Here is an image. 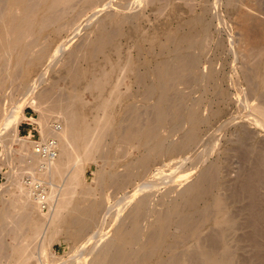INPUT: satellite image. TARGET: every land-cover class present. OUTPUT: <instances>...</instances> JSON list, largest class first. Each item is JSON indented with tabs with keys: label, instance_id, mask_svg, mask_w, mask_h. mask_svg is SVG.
Wrapping results in <instances>:
<instances>
[{
	"label": "bare ground",
	"instance_id": "bare-ground-1",
	"mask_svg": "<svg viewBox=\"0 0 264 264\" xmlns=\"http://www.w3.org/2000/svg\"><path fill=\"white\" fill-rule=\"evenodd\" d=\"M173 1L164 2L172 5ZM254 1L245 0L236 12L235 28L240 32L242 42L239 47L243 61L241 73L247 87V92L243 91L247 94H243L245 97L240 102L239 113L240 116L244 114L243 119L240 118L244 123L248 121L252 125L247 126L262 132L264 17L261 15L264 11ZM111 2L0 0V94L9 84L26 90V97L35 94L37 84L40 83L41 88L50 66L58 59L61 46L69 44L72 40L70 35L83 25L86 16L92 14L88 24L95 19L93 30L87 32L88 36L79 42L80 45L70 49L63 64L69 80L62 78L64 74L57 77L63 80L61 83L65 88L58 92L59 85L55 82L48 88H38L36 92L34 106L43 111L38 118L42 142L31 143L23 155L26 165L22 167H27L25 175H18V172L6 175L11 183L21 177L16 183L21 203L18 206V202H14L17 207H11L16 208L15 212L20 207L18 210L25 214V217L20 215L22 218L16 216L18 223L32 227L34 221L30 220V211L34 208L39 210L45 231H40L43 235L36 231L42 227L41 224L32 228L36 234L39 233L37 236H42L43 253L49 234L54 239L64 227L67 238L79 242L87 240L90 244L84 245L83 249L79 246L77 251H80V258L91 255V261L86 263L76 257L79 260L69 264H239L242 256L238 261L237 249L246 243L254 244L259 255L255 261L260 262L264 258L260 257L264 240V194L263 191V195L260 193L264 186V149L259 142L248 147L250 127L241 126L238 132L240 143L233 149H242L238 152L246 161L254 159L255 169L233 188V199L221 194L224 168L215 160L196 179L190 180L175 199L166 202L171 194V189H168L155 200V186L168 179L173 168H178L185 158L194 156L198 147L202 149L196 156L201 167L213 153L219 152L216 135L221 131L217 129L216 135L205 134L203 127L227 114L232 104L228 86L231 80L226 65H222L221 71L214 66L218 60L217 53L227 49L220 41L211 47L214 38L208 11L200 17L193 14V18L177 23L175 28L151 34L140 30L142 25L138 21L144 20L146 15L133 13L136 6L132 0ZM236 2L226 0L227 6L233 9ZM109 5H113L114 13L99 18L98 14H102ZM136 88L138 92H135ZM193 88L199 89L200 98L192 96L197 92L194 89L192 93ZM86 92L90 94L91 102L85 100ZM191 96L195 100L192 101ZM137 97L141 98L137 101L141 106L129 104ZM205 100L209 105L204 109ZM243 106L248 110L244 111ZM119 112H124L120 121L117 119ZM18 113L20 108L12 111L0 109V135L7 134L6 138L0 136V140L10 138L9 141L24 145L25 140L19 137L18 117L21 116L17 117ZM50 116L61 120V126L58 127L57 123L49 125L47 119ZM233 120L221 119L218 128L226 127ZM184 125L187 126L185 134L180 135L176 142L169 141ZM51 140L56 143L54 158L46 159L35 152L38 144ZM85 162L101 168L87 184ZM27 176L30 183L25 181ZM189 178L184 176L179 182H189ZM33 181L42 185L45 209L41 196L34 193ZM106 187H113L117 194L109 205L105 199L109 193L104 194L105 203L103 199L101 201L100 193H104ZM245 195L248 197L246 201L243 200ZM74 196H80V204L89 203V200L90 204L80 208L82 206L74 202ZM102 209L103 214L99 217ZM5 212L0 216L4 222L13 221L12 218L17 221L15 216ZM6 216L12 217L11 220L8 221ZM109 219L116 224V229L106 242L108 235L101 232L105 228L102 223ZM100 223L104 228H98ZM16 226L19 230L15 229V237L17 231L28 229ZM238 231L244 232L236 239ZM33 236L30 238L34 239ZM30 238L21 237L22 246L23 240L28 242ZM235 239L239 240L238 246L232 245ZM240 242L246 243L240 247ZM28 244L25 243V248L18 245L14 246V251L11 250L13 247L10 249L16 253L11 263L10 254L7 255L9 260L2 254L6 243H0V264H29ZM241 252L238 250V257ZM255 261L250 262L257 264Z\"/></svg>",
	"mask_w": 264,
	"mask_h": 264
},
{
	"label": "rangeland",
	"instance_id": "rangeland-1",
	"mask_svg": "<svg viewBox=\"0 0 264 264\" xmlns=\"http://www.w3.org/2000/svg\"><path fill=\"white\" fill-rule=\"evenodd\" d=\"M111 1H112L111 3L113 4V2H115L117 0H114V1L111 0ZM164 1L165 0H144V1L143 0L142 1L132 0V2L134 3V6H136V9H135V11H133V13L134 12L136 14L142 13V14L146 15L145 17L142 15V17H144V20L141 18V20L138 21L139 25H142L140 30H143V31L146 30V32L148 31V33H151V34H153V32L154 33H159L161 31L165 32V30H167V29L169 30L170 27H171V29L175 28V25L177 23H179V22H184L186 20L189 21L191 18H193L192 16H194V15H195V17H200L201 15L204 14V11H208L207 12V14H208L207 17H208V19L210 18V21H211V33H212V37L214 38L213 42L211 43L212 44L211 47L214 46L213 44H215L216 41L217 42L220 41V42L225 44L224 45L225 49H227L226 52L224 51L225 53L222 51L224 54L222 52L219 53L220 55L217 53L216 58L218 60L215 59V60H217V62L214 60L216 62L214 64V66L217 69H220V71H221L223 69V67L226 65V72L228 74L229 80H231V81H228L229 82L228 86L230 88V92L232 93V97H231L232 98V104L229 106L230 107V108H228L229 110L226 111L227 114L223 115V118L221 117L218 121L210 122L207 126L203 127V129H204L203 133H205V134H209L210 133V134L213 135L215 133V135H216L217 129L219 131H221V132L217 131V135H216V137L218 139L217 142H219L218 145H220V146H218L219 147L218 148L219 149L218 154H217V152L213 153L212 154L213 156L211 155V157L208 158L209 160H207V162H205L204 165L201 167L200 165H198L199 161H197L198 158H196V156H197V154H199V152L202 151V149H201V147H198L195 150L194 156H190L191 158L190 157L185 158V160L183 162H181V164H180V166L178 168L177 167L173 168L174 171L173 170L171 171L170 176H169L170 179L168 178V179L164 180L162 183L160 182V183H158L155 186L156 187V190L154 189V192L156 193L155 200H158V198H160L161 195L165 194L166 193L165 191L168 192L171 189L170 198L166 199V202L168 203V201L170 199H171L170 201H172L173 199H175L177 197L178 193H180L185 188L187 183H190L191 181L196 179L199 176V173L204 171L203 169L207 168L210 165L211 162L214 163L215 160H216V162H219V163L221 162L220 164H222L223 168H224L223 169L224 171L222 172V176H221V178H223V180L221 179V181H222V183L224 185L223 188H222L223 191L221 190V194H223V196H225L226 198H227V195H228L229 199L231 200V197H232L231 195H232V193L234 191L233 188L240 181L241 182L239 184H241L243 179H246L248 177V176H246V174L249 175L250 173H253V171L255 169V161H253L254 159L253 160L250 159V160L246 161V159L242 156V153L240 154V152H238V151H242V149L241 150H234L233 149V148H235V146L237 147V145H239V143H240V138H239V133L238 132H239L241 126L242 127H246L250 123L248 121H245V123H244V121L241 120V119H243L241 117H243L244 114H241V116H240V113H239L240 112V107H242L240 105V102L242 100H244V97L247 94V93H244V92H247V91H245V90H247L246 89L247 87L245 85V82H243L244 81V79H243L244 76L242 74L243 73V71H242V68H243L242 67V63H243V61L240 58L242 52L239 49V47L242 45L240 32L237 31V29L235 28L236 27L235 26V24H236L235 22H236V19H237L236 18V12H237V10L241 9V7L245 3V0H237V2H236L237 6H236L235 9L228 7L227 3H226V0H174L173 1L174 3L172 5H168ZM254 2H256L260 6L261 10L264 11V0H261V2H260V0H258V1L256 0ZM110 6L111 5H109L108 6L109 8L107 7L102 14H98L99 18L104 17L108 13L109 14H111L112 12L114 13L113 5H112L113 8L110 7ZM262 11H261V14H262ZM91 16H92V14H89V17L86 16V19L83 21V25L81 24L79 26V28L74 31L72 36L70 35V39H72V40H69L70 41L69 44H64V45L61 46L60 50L58 51V59H56L55 62L50 66V70H49V72H47L48 75L46 74L47 77L44 79L45 81L43 80V82H41V88H40V83L37 84V87L40 88L39 90H41L43 88H48L49 86H51L55 82H57L56 83L57 86L59 85L57 87V91L58 92L65 88V86L62 84V83H64L63 80L60 79L61 78V74H64L65 77H63L64 75H62V78H66L67 77V80H69L68 79L69 77L66 74V68L63 67V64L66 61L68 53L71 51L70 49H74L76 47V45H80L79 42L82 43L83 39L86 38V36H88V33H90L89 31L91 29L93 30V28L95 27V22H94L95 19H93L89 24L87 23L88 19L91 18ZM262 16L264 17V12L261 15V17ZM145 21H146V23H145ZM92 22H93V24H92ZM169 24H170V26H169ZM90 25H91V27H90ZM173 25H174V27H173ZM81 28H82V30H81ZM74 36H76V37L74 38ZM125 45H126V43H125ZM222 65H224V66L222 67ZM59 76H60V78H57ZM54 79H56V80H54ZM50 81H51V83H50ZM32 83L33 82H31L30 84H32ZM32 85H30V87ZM38 88H36L37 89V90H35L36 92L39 91ZM180 88L184 90L183 86H180ZM194 89L197 90L198 93L197 92L194 93L195 92ZM198 90L199 89H196V88L192 89V93H194V94H192V96L195 99H198V98L201 97L200 96L201 92L198 91ZM138 91H139V89L136 88L135 92H138ZM25 92H26V90L23 91L16 84H13V85L9 84L1 92L2 94H0V96H1L0 97L1 98L0 106H2V107H0V109L3 108V110H5V109L7 110L8 109V110L12 111V110H17L18 108H20V114L18 113L17 117L21 116V117H18L21 121L17 117H16V120L17 119L19 120V121L17 120L19 122V137H20V139L22 138V140H25V142H26L24 145H20L19 143H16L14 141H9L10 138H9V140H8V138L7 139H3V138H6V135H7L6 133H5L6 135L4 133H3V135H0V136H3V138L1 139L2 142H0V216H1V214L4 211H6L5 213H7V214L10 213V215L12 214V216H15V217L17 215L18 216H20V215L22 216V214L25 217V214L22 213L23 211H21V209H20V211L18 210V208H20V207L17 208L16 212H15L16 208H15V210L11 209V207H13V208L17 207L15 205V203L17 204V202H18V206H20V203H21L20 200H19V194H18V191H17L18 189H17V184H16L19 181V179H21V177L18 176L17 181L14 178L16 182L15 183H11V181H8V178H7L6 175L12 174V173L16 174V172H18L17 174L19 175V174H22V173L24 174L25 172H27L26 171L27 167L26 168L22 167V166L26 165L25 159L23 158V155L27 153V148H28V146H31V143H41L42 142L41 124H40V121H38V118H39V115H42L43 111L40 108H39L40 109V111H39L38 108H36L34 106V105H36V97H37L36 92H35V94H32L29 97H26L24 95ZM186 92H189V91L187 90ZM243 94H245V95H243ZM192 96H191V98H192V101H193L194 98ZM84 98L87 101H90V102L92 101L91 98H90V94L88 92L85 93ZM140 99L141 98H138V97H137V99L136 98L132 99V100L129 101V104L130 103H138L137 101H139ZM207 100H205L206 103L204 104V109L206 108V106L209 105V102H208L209 100L208 101ZM212 100H213V98L211 99V101ZM2 102H3V105H2ZM191 102L189 104H192ZM234 102H235L236 105L234 104ZM30 103L32 104V106H31ZM138 105L141 106L140 103H138ZM243 110L247 111L248 109H245V107H244ZM123 113L124 112H119L117 114L118 121H120V119L124 116ZM205 115H208V113L205 112ZM230 115H231V117H230ZM24 116H25V118H23ZM224 118H229V119H234V120L230 124H227L226 127L218 128L219 123L221 122V119L223 120ZM47 122L49 123V125L50 124L51 125L52 124L56 125V123H57L58 127L61 126V120H58V119L55 120V117H53V116H50L49 119H47ZM214 123H216L217 126ZM211 124H213V125H211ZM32 125L34 126V128L36 130H33V126ZM249 125H251V124H249ZM251 126H247V127L251 128L250 129L251 132L249 134V141H248L250 146H248V145L247 146L251 147L253 144H256V143L259 142L260 145H263L262 147L264 149V131L261 132L257 128H254V127H251ZM210 128L211 129L213 128V129L211 130ZM181 129L182 130L179 129V131L176 132V133H178V132L179 133L178 134L175 133L176 136H173L169 141L176 142L177 140H179L181 138L180 135L182 136V135L185 134V131L187 130V126L185 127V125H184ZM33 135H34V137H33ZM218 135L220 137H218ZM5 140H7V141L4 143ZM253 141L255 143H253ZM248 147H246V148H248ZM22 151H24V153ZM220 152L221 153L223 152V153L221 154ZM242 157L245 160H243ZM217 158H218V160H217ZM244 161H245V163H244ZM248 161H251V162H248ZM98 164L102 165V163H100V162ZM250 164H251V166H250ZM84 166L86 167V171H85V175L84 176L86 178L85 182L87 184V183H90L95 178L94 175L97 176L96 175V173H97L96 171H98V170L101 171L100 170L101 168L99 167L100 169H98V167L95 164L87 163V162H85ZM244 168H247V169H244ZM19 170L23 171V172L20 173ZM188 175H190V176H188ZM184 176L185 177L186 176L190 177L189 178V182H187V181H185L186 183L185 182L182 183L181 181L179 182V179H182V177H184ZM15 177H17V175H15ZM22 177H23V175H22ZM262 185H264V182L262 183ZM172 188H174V189H172ZM262 188L260 189V193L263 191L262 193L264 194V188L263 189ZM229 189H230V191H229ZM105 193L106 194H108V193L110 194L109 196L106 195V198H105L107 200L106 203L108 202L107 204L109 205L112 202H114L113 199H116V197H117V194L115 193V189H113V187H106L104 193H100V194H102L101 201L103 199L102 202H104V203H105V199H104V194ZM157 193H158V195H157ZM262 193H261V195H263ZM113 194H115V195H113ZM111 195H113V196H111ZM136 196H138V195H136ZM108 197L112 198V200L108 199ZM243 197L245 198V199H243L245 201L248 199L247 195H245ZM263 197H264V195H263ZM79 198H80V196H77V197L74 196L73 200H75L74 202L76 204L78 203L79 206H82L80 208H84L86 205L90 204V200H89V203L85 202L83 204H80L79 203L80 202ZM232 199H233V197H232ZM243 203H245V202L243 201ZM167 206L170 207L171 206V202H170V205L167 204ZM158 208L161 209V207H158ZM36 209L37 208H34V209H32L33 211H30V213L31 212L32 213H31V216L29 214V217H30V220L33 219V221H34V224L32 223V227H33V225L35 226V224H37L38 226H40V224L42 225V227H40V229H39V227H38V230L36 229L37 232L39 231V233H41V232L45 231V225H43L44 224V222H43L44 219H43V217L42 218L39 217V210L38 209L36 210ZM12 211H14L15 213L12 212ZM102 211H103V209L100 211L99 217H101V215L103 214ZM19 212H21V213L19 214ZM6 218H7V216H6ZM9 218H7L8 221L11 220L12 217L10 219ZM15 219L17 220L19 218L16 217ZM12 220L13 221H10V222L5 221V222H7V223H5L0 218V243H2V242L6 243V247L4 248V252H2V254L4 256H6V257H7V255L10 254L11 257L8 256L7 259L10 257L9 258L10 260L9 259L8 260L11 263L15 260L14 257L16 256V253L10 251V249L13 247L11 250L14 251V246L18 247V245H20L19 246L20 248L23 247V246L25 248V243L26 244L29 243L28 244V246H29V248H28L29 251L28 252L30 254L29 264H63V263L66 264V262L69 264V262L75 263L79 259L81 261H85L86 263L91 261V259H92L91 255H88L86 258H84V256L80 258L78 256L80 251L79 250H78L79 252L77 251V249H80V247L82 248V247H84V245L90 244V243L87 240H85V239L84 240H80V242H79L76 239L73 240V238H71V237L67 238V236L65 234L66 233L65 232L66 227H64L62 232H60V234L57 237L54 236V239L49 234V238L51 237V239L47 238L46 243H45V246L47 245L46 248H45L46 250L43 253L41 251L42 250L41 249L42 248V241H41L42 240L41 239L42 236L41 237L37 236L39 233L36 234L34 232L35 228H32V227H29V226L25 225L26 228L28 227V229L26 230L23 225L18 223V220L15 221L14 218H12ZM11 222H13V223H11ZM14 222H17L18 224L14 223ZM21 223L23 224L22 219H21ZM102 224H103V226L105 228L102 226ZM102 224L100 223L98 228L99 229L100 228H104V229H102L104 231H101V232L103 234H107L108 235V236H106V240H105L107 242L108 240H110V238H112L111 236L114 234L113 231H115V229H116V224L113 223L112 221H110V219H109L108 222L102 223ZM16 225H20V227H22V230H23V227H24V230H26V231H21L20 230L21 231V232L19 231L20 234H19L18 231H17L18 233L16 232V234H18V235H16V237H18V242H17V238L14 235L15 229L17 227ZM20 227L18 226V228H20ZM105 229L106 230L108 229V231L106 232ZM16 230H19V229H16ZM98 231H100V230H98ZM104 232H106V233H104ZM109 232L111 233V235H110ZM243 232L244 231H242V232L238 231L236 239H237L238 235H240ZM33 233H35L34 234L35 238L33 236ZM40 235H43V234L41 233ZM31 236H33L34 239L30 238ZM21 237H24V239L25 238L26 239L30 238L29 240H31V239L32 240L30 242H29V240H28V242L26 240H23L25 242H22V243H24L23 246H22V244L20 243V241L22 240ZM39 237H40V239H39ZM236 239L232 243L233 246H235V244L238 246L237 243H238L239 240L236 241ZM244 243H246V242H244ZM244 243L240 242L239 246L241 247V245H244ZM246 244L248 246L244 245L245 247L244 246L241 247L243 250H241V248L237 249V256H236L237 260L238 261H240V260L242 261V263L240 261L239 264H250L252 262V260L255 261L256 258L258 259L259 255H257L258 253H256L257 251L255 250L256 248H255L254 244L251 243L253 246H251V244L249 245L248 243H246ZM17 247H15V248H17ZM262 248H261V250H262L261 252L263 254L260 253V257H261V255H262V257H264V251H263L264 250V240L262 242ZM238 250L242 251L240 253L239 257H238ZM73 256L75 257V259H74ZM240 256H242V257L239 260L238 258H240ZM246 256H247V260H246ZM69 257L70 258L72 257V259H70ZM76 257L79 258V259H77ZM243 257L245 258L244 260H243ZM262 259H261L262 263H260L261 261L260 262H256L257 260L255 262L257 264H259V263L260 264H264V258H262ZM237 260H236V262H238ZM251 264H254V262L251 263Z\"/></svg>",
	"mask_w": 264,
	"mask_h": 264
},
{
	"label": "built area",
	"instance_id": "built-area-1",
	"mask_svg": "<svg viewBox=\"0 0 264 264\" xmlns=\"http://www.w3.org/2000/svg\"><path fill=\"white\" fill-rule=\"evenodd\" d=\"M33 130H36L34 128V126H33ZM33 137H34V135H33ZM55 144L56 143L53 140L47 142L46 144H38L35 148V152L38 155L45 157L46 159L54 158L56 156ZM25 181L30 183L31 179L27 176L25 178ZM32 186H34V193L36 194V196L37 195L41 196L42 203H43L42 206H43V209H45L46 208V204H44L45 198H44V195L42 194V191H41L42 185L39 182L33 181Z\"/></svg>",
	"mask_w": 264,
	"mask_h": 264
}]
</instances>
